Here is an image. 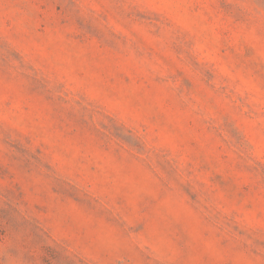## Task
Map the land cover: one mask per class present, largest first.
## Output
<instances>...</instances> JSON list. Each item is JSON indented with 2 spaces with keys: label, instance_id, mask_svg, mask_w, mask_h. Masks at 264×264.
Instances as JSON below:
<instances>
[{
  "label": "rangeland",
  "instance_id": "374dc122",
  "mask_svg": "<svg viewBox=\"0 0 264 264\" xmlns=\"http://www.w3.org/2000/svg\"><path fill=\"white\" fill-rule=\"evenodd\" d=\"M0 264H264V0H0Z\"/></svg>",
  "mask_w": 264,
  "mask_h": 264
}]
</instances>
